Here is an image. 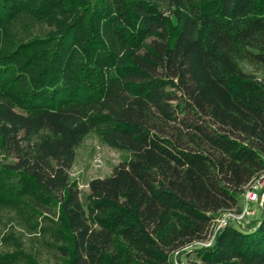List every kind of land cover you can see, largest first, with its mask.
<instances>
[{
  "label": "trees",
  "instance_id": "1",
  "mask_svg": "<svg viewBox=\"0 0 264 264\" xmlns=\"http://www.w3.org/2000/svg\"><path fill=\"white\" fill-rule=\"evenodd\" d=\"M244 65L264 71V0H0V211L64 264H175L264 170V78ZM90 132L130 158L82 203ZM196 258L264 264V201Z\"/></svg>",
  "mask_w": 264,
  "mask_h": 264
},
{
  "label": "rangeland",
  "instance_id": "2",
  "mask_svg": "<svg viewBox=\"0 0 264 264\" xmlns=\"http://www.w3.org/2000/svg\"><path fill=\"white\" fill-rule=\"evenodd\" d=\"M24 29L22 27L17 28V26L13 27L11 29L12 37L19 35L18 40H25L29 32H24ZM242 69L257 78H264V71L260 69H254L247 65L242 66ZM75 153L76 158L69 171V178L70 181L76 183L82 203L85 201L87 186L91 179H105L111 174L116 165L130 158L127 151H116L107 147L94 132H90L85 137L83 142L76 148ZM97 154L100 158L99 167L94 166L93 163ZM0 162H10V159H4L0 153ZM17 220L14 213L9 209L0 211V260H3V263L25 264L23 259L26 258V260L31 259L36 264H64L56 252V245L51 239H48L46 234L36 233L30 235L25 233L22 226L20 227L17 224ZM35 220L38 221L37 231H39L44 225L41 224L39 218ZM30 223L33 224L32 221ZM199 249H201L199 246L193 245L189 250L179 255L176 263L200 264L196 258V252Z\"/></svg>",
  "mask_w": 264,
  "mask_h": 264
},
{
  "label": "built area",
  "instance_id": "3",
  "mask_svg": "<svg viewBox=\"0 0 264 264\" xmlns=\"http://www.w3.org/2000/svg\"><path fill=\"white\" fill-rule=\"evenodd\" d=\"M98 156L99 155L97 154L96 158L93 161L94 166L96 167H99L100 164V158ZM263 201L264 170L244 189L240 207L225 211L221 213V215L215 217L208 233L209 236L207 241L204 243H196L193 245H197L200 248H208L212 244L214 238L222 229L235 224L241 227L247 225L250 220L256 216L258 210L263 207ZM254 207L256 208L254 209ZM191 247L183 248L182 251L184 252L186 250H189V248Z\"/></svg>",
  "mask_w": 264,
  "mask_h": 264
}]
</instances>
